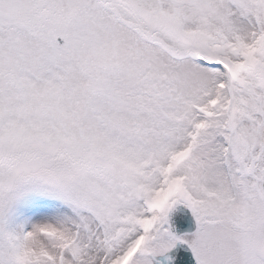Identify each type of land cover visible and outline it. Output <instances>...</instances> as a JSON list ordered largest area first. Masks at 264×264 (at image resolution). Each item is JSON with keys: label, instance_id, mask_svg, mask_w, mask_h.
Returning a JSON list of instances; mask_svg holds the SVG:
<instances>
[{"label": "snow or ice", "instance_id": "1", "mask_svg": "<svg viewBox=\"0 0 264 264\" xmlns=\"http://www.w3.org/2000/svg\"><path fill=\"white\" fill-rule=\"evenodd\" d=\"M0 264H264V0H0Z\"/></svg>", "mask_w": 264, "mask_h": 264}]
</instances>
